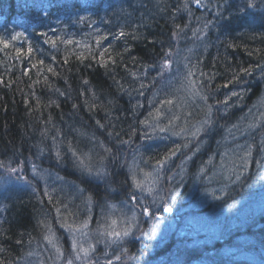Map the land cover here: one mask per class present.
<instances>
[{
  "label": "trees",
  "instance_id": "16d2710c",
  "mask_svg": "<svg viewBox=\"0 0 264 264\" xmlns=\"http://www.w3.org/2000/svg\"><path fill=\"white\" fill-rule=\"evenodd\" d=\"M84 1L0 0V179L18 180L6 200L0 187V264H67L82 224L96 248L76 264H264V214L245 230L257 262L226 257V235L211 255L185 243L162 257L94 237L111 203L139 198L147 145L168 141L150 156L162 182L191 179L256 108L264 0ZM249 135L248 172L228 188L246 200L264 195V120Z\"/></svg>",
  "mask_w": 264,
  "mask_h": 264
},
{
  "label": "rangeland",
  "instance_id": "374dc122",
  "mask_svg": "<svg viewBox=\"0 0 264 264\" xmlns=\"http://www.w3.org/2000/svg\"><path fill=\"white\" fill-rule=\"evenodd\" d=\"M178 73L180 76L175 75L177 77L173 76L171 80H168V83L164 86V90L168 91V88L172 89L170 87L177 81V78L179 79L184 75L181 71H178ZM162 99L164 98L162 97ZM262 120H264V96L258 101L252 113L235 128L233 131L234 136L225 141V147L222 149L221 153L219 155L214 154L210 156L208 160L201 165L199 173L191 177V179L189 176V178L184 176L183 178L180 176L172 178L170 176L167 179L169 180L171 178L173 180L170 184L167 180L162 182V180L159 179L156 168L153 166V157L150 156H152L151 153L154 154L153 150L157 148L159 150L163 149V146L169 147L167 144L168 141L166 140H162L161 144L160 142L155 143V145H157L155 149L151 148L153 145H147L137 154L133 161V170L135 171L137 179L144 185V189H140L139 201L146 204L148 200V205L152 204L153 208V217L150 218L151 220L148 223L147 229V234H149V236L151 235L152 239L150 243L151 247L155 249L163 245L167 239V235L172 232H175L177 235L185 233L193 238L199 236L200 241L205 243H207L208 239L210 242L222 240L223 236L227 233H231L230 235H234V238L230 239L233 244L232 248L228 246L231 248L228 250V252L231 251V258L233 257L235 261H239V259L245 257L250 258L253 251L255 252L256 250L253 246L256 243L251 240L252 238L248 236L249 234L246 235L245 228L250 220L264 213V195L261 192L256 195L257 197H253L254 199L252 200L241 198H239L241 200L232 199L231 203L228 202L226 206H220L219 208H216V204L223 202L224 198L229 197L230 195L227 188L234 185L246 174L249 166L250 153V140L248 136H250L249 134H251L252 130ZM8 180L9 179L5 180L3 183H6ZM14 181V183H17L18 180ZM2 186L1 184L0 187L3 188ZM20 186L26 191L32 190L27 185L21 184ZM148 187L153 189L152 192L147 191ZM5 188L7 189L5 190V197H3V199L6 200L11 192L9 190L11 187L5 184ZM126 195V199L119 201L117 205L116 203H111L112 209L109 212L113 213V217L110 218L108 215V226H106L103 231H99V229L95 231L96 235H105L106 238L116 237L110 235L113 231L121 233L120 236L122 238L119 239V243L123 244V246L120 250L126 246L124 244H126L125 240L128 239V236L130 238L134 236L132 235L133 231L137 227V224H139V218H141L139 216L145 207L140 205L137 207L138 209L133 208V203L131 202L133 195ZM259 196L262 197L261 200ZM153 201H155V203ZM163 204H165V206ZM166 206L174 209L171 214H176L175 218L166 220L163 217L164 215H159V210ZM212 206H214V209H212ZM4 207L3 200V202L0 203V222ZM133 217H135V219H133ZM119 221H122V223L120 224ZM142 225L145 226L146 223L144 222ZM78 227L80 232L77 234V239L72 240L71 244H69L71 245V247H69L70 253H73L71 250L73 249L75 257H77L76 252L84 254L81 249H88L89 252L93 246L89 238L83 233L84 227L81 225ZM236 228H238L239 231L234 232ZM125 230L129 233L128 235H123ZM246 237H249V239L243 240V238ZM104 240L105 238L102 241L100 240V243H103ZM74 241L78 247H73ZM113 243L114 242L108 244L111 246ZM105 244L107 243H104L103 246ZM180 246L181 241H173V243L169 245V250L166 255L169 254L170 250ZM104 247L106 248V246ZM61 253L63 254V252ZM70 258L72 263L75 264L74 258H72V256H70ZM166 260H168L166 262L173 263L174 258H167Z\"/></svg>",
  "mask_w": 264,
  "mask_h": 264
},
{
  "label": "snow or ice",
  "instance_id": "6c2138e0",
  "mask_svg": "<svg viewBox=\"0 0 264 264\" xmlns=\"http://www.w3.org/2000/svg\"><path fill=\"white\" fill-rule=\"evenodd\" d=\"M200 2H201V0H196V3H200ZM248 6H249V7H255V4L250 2ZM20 35H23V34H22V33H19V34H17V36H14L13 39L18 38V36H20ZM120 35H121V36H124L125 33L121 32ZM54 43H55V42L53 41V44H54ZM68 43H71V41H68ZM29 51H31V49H29ZM41 63H43V62L41 61ZM165 64H166V65H169V64H170V61H165ZM163 66H164V65H162L161 67H163ZM50 70H51V69H50ZM244 71L247 73V72L249 71V69H244ZM232 95L235 96V95H239V94L234 92ZM205 99H206V98H205ZM169 103H170V101H169ZM225 103H226V102H225ZM210 112H211V108H210V106H209V113H210ZM197 131H199V129H197ZM58 155H59V154H58ZM170 155H174V151H173L172 153H170ZM167 158H168V157H165L164 160H160V161H158V163H159L160 165H163V164L165 163V160H167ZM0 166H3L2 163H0ZM9 171L15 173V172L17 171V169L12 168V169H9ZM146 175H149V174H146ZM18 178H19V177H18ZM133 181H134L135 186H136L137 188H140V189H142V190L144 189V185H143L139 180H137L135 176H133ZM152 190H153V189H152L151 187H148V189H147V191H149V192H152ZM132 199L135 200L136 197L133 196ZM153 202L155 203V201H153ZM143 211H144L146 214L152 215V213L150 212V210H149L148 208H144ZM163 211H165V212H169V213H170V212L173 211V209H172L171 207H166V208L163 209ZM133 219H135V217H133ZM65 226H67V227H69V228H72V225H65ZM84 226H86V224H85ZM128 234H129V233L127 232V230H125V231L123 232V235H128ZM110 235H113V236L119 237V236L121 235V233L113 231L112 233H110ZM50 242H51V241H50ZM73 247H74V248H75V247H78V245L76 244L75 241H74V243H73ZM81 250L84 252L85 255L88 254V249H81ZM79 255H80V252H77V257H79ZM117 259H119V257H117ZM67 264H72V260H68V261H67ZM108 264H111V261H109Z\"/></svg>",
  "mask_w": 264,
  "mask_h": 264
},
{
  "label": "bare ground",
  "instance_id": "6f19581e",
  "mask_svg": "<svg viewBox=\"0 0 264 264\" xmlns=\"http://www.w3.org/2000/svg\"><path fill=\"white\" fill-rule=\"evenodd\" d=\"M1 181H2V183H1ZM3 182H5V181L3 179H0V185L2 184L3 185L2 187H5V184L9 186L11 184H14L15 181L14 180H8V181H6V183H3ZM232 199L241 200L237 197L233 198V196H232V197H229L230 203H231ZM212 209H214V206H212ZM261 221H263V220H260V219L258 220V217H256V218L250 220L249 224H251L253 228H261V226H262ZM217 257H221L220 253L217 255ZM250 258H253V261L257 262L258 256L256 253H252ZM247 259H248V257H245V260H247Z\"/></svg>",
  "mask_w": 264,
  "mask_h": 264
}]
</instances>
